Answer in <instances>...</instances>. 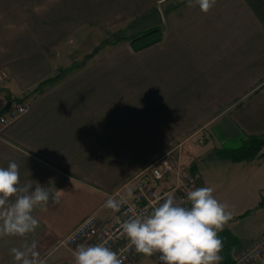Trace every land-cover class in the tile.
<instances>
[{
	"label": "crops",
	"instance_id": "crops-1",
	"mask_svg": "<svg viewBox=\"0 0 264 264\" xmlns=\"http://www.w3.org/2000/svg\"><path fill=\"white\" fill-rule=\"evenodd\" d=\"M119 1L115 7L128 11V1ZM48 4L59 12L79 8V0H0V71L8 73L0 108L16 99L30 104L0 129V167L15 161L21 185L64 192L58 205L33 211L34 232L0 237V264H18L10 249L33 242L26 255L32 264H75L78 246L62 240L93 213L111 218L116 210L106 201H128L127 184L167 153L214 197L258 204L264 148L241 162L216 151L249 135L264 138V0H216L207 13L187 0H137L138 11L161 9V40L139 50L129 40L110 43L87 59L93 51L83 59L71 52L79 21L28 20L30 12L50 10ZM64 69L58 82L35 91ZM216 167L231 171L225 183L234 194H217ZM250 207L231 212L222 231L232 245L226 260L221 249L218 264L264 236V206Z\"/></svg>",
	"mask_w": 264,
	"mask_h": 264
},
{
	"label": "clouds",
	"instance_id": "clouds-1",
	"mask_svg": "<svg viewBox=\"0 0 264 264\" xmlns=\"http://www.w3.org/2000/svg\"><path fill=\"white\" fill-rule=\"evenodd\" d=\"M187 2L189 7L198 5L207 13L216 0ZM63 192H50L38 182L34 190L31 183L21 185L19 165L15 161L9 162L6 168L0 167V237H26L34 232L39 221L33 211L58 205ZM128 195L131 196V190ZM187 202L190 207L182 206L169 194L150 213L141 212L126 220L121 227L129 245L146 256L159 253L161 264H218L222 249L218 233L231 219L229 206L213 196L211 187L189 191ZM104 206L118 211L120 203L109 198ZM35 247V242L24 244L22 248L10 249V254L18 264H32L26 255ZM74 261L75 264H122L117 253L103 244L79 245L74 252Z\"/></svg>",
	"mask_w": 264,
	"mask_h": 264
},
{
	"label": "built area",
	"instance_id": "built-area-1",
	"mask_svg": "<svg viewBox=\"0 0 264 264\" xmlns=\"http://www.w3.org/2000/svg\"><path fill=\"white\" fill-rule=\"evenodd\" d=\"M7 76V72L0 71V83ZM29 106L30 104L23 100L0 109V129L26 113ZM128 185H131V198L123 202L111 218L102 220L96 213L89 215L62 240V243L67 246L103 244L117 253L122 264L137 262L143 254L136 252L135 247L129 245L121 225L141 212L150 213L169 194L182 206L190 207L187 193L201 187L198 176L172 153L158 158ZM263 257L264 236L248 248L237 251L233 264H262Z\"/></svg>",
	"mask_w": 264,
	"mask_h": 264
},
{
	"label": "rangeland",
	"instance_id": "rangeland-1",
	"mask_svg": "<svg viewBox=\"0 0 264 264\" xmlns=\"http://www.w3.org/2000/svg\"><path fill=\"white\" fill-rule=\"evenodd\" d=\"M127 1L129 8L126 12H121L115 7L116 0H113L112 2L110 0H79V8H77L76 11L66 12L52 11L58 6L48 4L50 10L30 12L28 13V20L32 19L49 21L50 19H58L79 21L80 28L77 29L74 33L75 37H77V43L73 46L74 50H71V52L74 51L75 55L77 53L83 59L85 58V55L92 52L104 38L108 37L113 32L124 29L128 24L136 21L140 15L144 14V12L136 10V7L139 8V5H136L137 0ZM118 2L120 3L119 0ZM72 45L73 44H68V47L71 48ZM102 50L104 51L106 49L102 48L99 51ZM7 78L8 76L4 78L1 83H3ZM3 108L4 107L0 109ZM226 144V147L229 148H236L240 145L239 141L228 142ZM210 171L211 167H209L208 172ZM223 171L225 172H222L219 167L213 169V175L211 176V178H214L218 174L215 178V182L221 183L219 187V184L217 185L216 192L217 194H234L236 189H234L232 183H225L231 179V177L229 178L227 175V172L229 174L231 171ZM208 172H206V174ZM257 196L258 204L254 206H252L254 204V200L252 198L240 200L239 204L226 203L222 200V197H218V195H216L215 198L221 203H226L229 206L228 211L233 212L247 209L249 206H251L250 208L252 210H254L253 208L255 207H260V203L264 199V192L258 191ZM244 213L245 211L240 214ZM159 255V253L155 254L154 256H146L143 254L140 258V261L134 262L133 264H161V262L159 261Z\"/></svg>",
	"mask_w": 264,
	"mask_h": 264
},
{
	"label": "trees",
	"instance_id": "trees-1",
	"mask_svg": "<svg viewBox=\"0 0 264 264\" xmlns=\"http://www.w3.org/2000/svg\"><path fill=\"white\" fill-rule=\"evenodd\" d=\"M163 28L162 25L152 27L150 29L144 30L141 33L135 34L133 36H128L125 40L131 41L132 45L136 50L146 48L152 44L159 42L162 38ZM116 43V41L111 42ZM68 69L61 70L57 75L46 79L41 82L38 88L35 91H38L39 88L46 84H53L58 82L66 73ZM23 99H16L15 102H22ZM264 148V138L254 135L246 136L241 144L236 148L224 147L216 151L217 155L229 159L233 162H241L244 160L255 159L260 156ZM264 206V199L260 203V207ZM248 214V213H246ZM244 216V215H242ZM228 233L226 231H221L218 233L219 238L222 240V260H226V250L228 246L232 245V238H228ZM233 260L228 264H233Z\"/></svg>",
	"mask_w": 264,
	"mask_h": 264
},
{
	"label": "water",
	"instance_id": "water-1",
	"mask_svg": "<svg viewBox=\"0 0 264 264\" xmlns=\"http://www.w3.org/2000/svg\"><path fill=\"white\" fill-rule=\"evenodd\" d=\"M164 23V17L159 7H154L150 11L140 15L136 21L128 24L124 29L111 33L108 37L104 38L98 46L95 47L93 52L86 57L89 58L104 48L111 42H119L125 40L128 36L141 33L144 30L150 29L155 26L162 25Z\"/></svg>",
	"mask_w": 264,
	"mask_h": 264
}]
</instances>
